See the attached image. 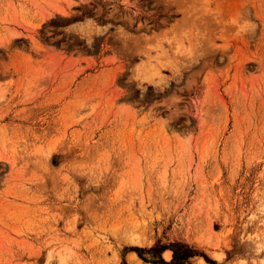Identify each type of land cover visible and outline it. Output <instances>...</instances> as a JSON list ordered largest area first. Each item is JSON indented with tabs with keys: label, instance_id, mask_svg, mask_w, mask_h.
Segmentation results:
<instances>
[{
	"label": "rangeland",
	"instance_id": "rangeland-1",
	"mask_svg": "<svg viewBox=\"0 0 264 264\" xmlns=\"http://www.w3.org/2000/svg\"><path fill=\"white\" fill-rule=\"evenodd\" d=\"M181 244L264 264V0H0V264Z\"/></svg>",
	"mask_w": 264,
	"mask_h": 264
},
{
	"label": "trees",
	"instance_id": "trees-1",
	"mask_svg": "<svg viewBox=\"0 0 264 264\" xmlns=\"http://www.w3.org/2000/svg\"><path fill=\"white\" fill-rule=\"evenodd\" d=\"M180 246L183 249H174V262L175 264H187L189 257L193 255V250L184 244Z\"/></svg>",
	"mask_w": 264,
	"mask_h": 264
},
{
	"label": "bare ground",
	"instance_id": "bare-ground-1",
	"mask_svg": "<svg viewBox=\"0 0 264 264\" xmlns=\"http://www.w3.org/2000/svg\"><path fill=\"white\" fill-rule=\"evenodd\" d=\"M165 253H166V256H168V257L170 256V251H165Z\"/></svg>",
	"mask_w": 264,
	"mask_h": 264
}]
</instances>
